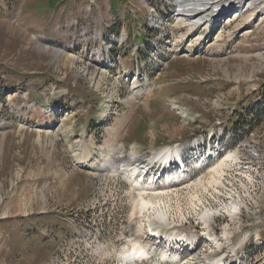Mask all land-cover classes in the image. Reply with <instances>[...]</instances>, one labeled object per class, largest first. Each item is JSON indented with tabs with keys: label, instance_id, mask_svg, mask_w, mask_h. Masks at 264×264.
Here are the masks:
<instances>
[{
	"label": "rangeland",
	"instance_id": "obj_1",
	"mask_svg": "<svg viewBox=\"0 0 264 264\" xmlns=\"http://www.w3.org/2000/svg\"><path fill=\"white\" fill-rule=\"evenodd\" d=\"M195 1L204 13L188 32L175 0H0V264H131L130 241L152 247L125 178L77 160L82 142L99 162L109 140L141 166L183 149L174 217L149 223L199 239L180 264H264V0ZM231 153L224 188L204 199L220 215L202 220L186 188ZM231 193L239 216L222 208ZM149 256L136 263H172Z\"/></svg>",
	"mask_w": 264,
	"mask_h": 264
},
{
	"label": "bare ground",
	"instance_id": "obj_2",
	"mask_svg": "<svg viewBox=\"0 0 264 264\" xmlns=\"http://www.w3.org/2000/svg\"><path fill=\"white\" fill-rule=\"evenodd\" d=\"M197 2L198 1L195 0H175V3L177 5L176 7L179 9V13L176 16L177 17L176 25L178 27L181 26L186 27V30L188 32H191L193 31V27L198 25L197 21H199V19L197 18L198 16L202 15V13H204V9L200 8L203 6H200ZM209 8L205 10V12L209 11L210 10ZM213 21H215V19ZM137 85L138 83L134 84V86ZM140 96H141L140 91L137 88H135L133 91V97L130 99H126L123 102V104H125L127 107L130 106L131 104L134 105V101ZM107 107L109 106L106 104V108ZM117 133L118 131L116 129H113L112 131L109 132L113 140L114 138H116ZM111 141L109 140L108 142L104 143L103 146L97 147L95 150H92L96 152V154L97 153L99 154L100 157L99 162H96L95 160L93 161L92 159V155L90 152L91 151L90 149L92 147L88 148L84 143L81 142L79 146L80 148L79 157H77V160L82 165V168L92 169L94 175H103L106 177L123 176L131 186L132 195L135 194V200H136L135 210L138 211V213L144 219L147 220L146 221L148 223L147 226L151 227V224L149 223L151 222V220L154 219L158 220V222L164 221L163 224H165L167 217L170 216L174 217V214L172 213H174L176 207L173 208V202L175 200L177 204L179 199V193L181 192L178 190H171V189L179 187L184 181L189 179L188 173L185 170V166H184L185 164H183L180 161L183 155V149L181 148L179 149L177 147L174 149H163L162 151L158 152L157 155L152 157V159L149 162L143 163V165L141 166L140 164H138V158L136 153H131L129 155V160L132 163L127 164L126 161L124 160L125 158L124 154L118 149L119 146L117 148H114L112 145L114 143H111ZM133 150H135L134 147L132 148V151ZM214 153L210 152L211 157L208 156V158L206 157L204 159L202 158L201 160L196 161L195 163L196 165H194L195 168H200L203 165L205 167V164L208 163L209 158L211 159L214 158ZM215 159L216 158H214L212 161L214 162ZM172 161L173 162L178 161L179 163V168L174 167V173L168 174L166 176L158 175L159 178L157 180H155L152 177L153 176L152 173L154 171V169L152 168L154 167L155 164L159 165V167L163 165L168 166V164ZM118 162L121 165H117ZM231 162L235 163L234 153L227 155L223 161H215L214 164L210 165L211 168L208 175H206L207 177L202 176L195 183L187 186L186 188V190L188 191L187 196H189L188 200H190V203L192 205L191 206L192 211L197 210L196 209L197 205H199V208L200 206L203 207V211H201L200 213L203 214L201 217L202 220H205V218H207L208 216L215 217L220 215V213H217L216 211L209 212L208 209L204 207V201H205L204 199L206 198L205 195L208 192V188L209 189L214 188L215 190L219 188H224L223 178L227 175L226 172L228 171V169L232 168V166L229 165V163ZM169 167L171 168L170 165ZM181 170L183 172H180ZM175 183L177 184L174 185ZM168 184H173V185L168 186ZM195 202L197 203V205L194 204ZM222 208L230 215H234L238 213L237 210L238 207L233 203L225 204ZM177 210L179 212L180 209L177 208ZM203 223L207 224L206 221H204ZM167 235H168L167 238H168L169 247L170 245L176 246L177 245L176 243L179 242L181 243L182 241H185L188 244H192V242L196 241L193 235L190 236L182 235V239L179 238L180 237L179 235L174 236L169 233ZM130 243H131V248L123 249L120 252V258H123V261L127 260L131 264H137L136 262H141V263L145 262L142 260L149 258L147 247L144 246L142 242H138V241H130ZM159 253L161 257L167 259L169 262L175 260L174 257L176 256V254L171 251V248H169L168 251L160 250Z\"/></svg>",
	"mask_w": 264,
	"mask_h": 264
},
{
	"label": "built area",
	"instance_id": "obj_3",
	"mask_svg": "<svg viewBox=\"0 0 264 264\" xmlns=\"http://www.w3.org/2000/svg\"><path fill=\"white\" fill-rule=\"evenodd\" d=\"M245 166H247V164H245ZM245 166H244V164L242 165L243 170H247V168H246ZM247 167H248V166H247ZM239 180H240L241 182H244V177H240ZM231 194H232V193H231ZM232 195H233V198H232V199H236V200H238V201H240V202H244V200H243L242 198H240L237 194L233 193ZM227 197H228V196H227Z\"/></svg>",
	"mask_w": 264,
	"mask_h": 264
},
{
	"label": "trees",
	"instance_id": "obj_4",
	"mask_svg": "<svg viewBox=\"0 0 264 264\" xmlns=\"http://www.w3.org/2000/svg\"><path fill=\"white\" fill-rule=\"evenodd\" d=\"M54 2L53 8L56 7L59 3H61L63 0H50ZM114 13H118V10H112Z\"/></svg>",
	"mask_w": 264,
	"mask_h": 264
}]
</instances>
